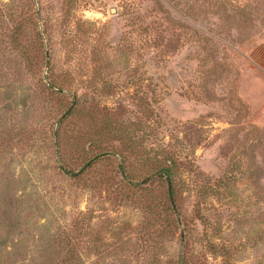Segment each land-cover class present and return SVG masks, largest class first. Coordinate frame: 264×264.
I'll list each match as a JSON object with an SVG mask.
<instances>
[{
    "label": "rangeland",
    "instance_id": "obj_1",
    "mask_svg": "<svg viewBox=\"0 0 264 264\" xmlns=\"http://www.w3.org/2000/svg\"><path fill=\"white\" fill-rule=\"evenodd\" d=\"M262 44L264 0H0V264H264Z\"/></svg>",
    "mask_w": 264,
    "mask_h": 264
},
{
    "label": "trees",
    "instance_id": "obj_2",
    "mask_svg": "<svg viewBox=\"0 0 264 264\" xmlns=\"http://www.w3.org/2000/svg\"><path fill=\"white\" fill-rule=\"evenodd\" d=\"M71 109V108H70ZM70 109L67 111L66 115H70L72 111ZM90 167L89 164L85 165V168ZM69 173V172H68ZM162 179L165 181V183L168 186V199L173 208H175L176 199H175V187H174V176L172 174V171L170 168H164L162 171ZM64 264H73L72 260H69L68 258L64 261Z\"/></svg>",
    "mask_w": 264,
    "mask_h": 264
},
{
    "label": "crops",
    "instance_id": "obj_3",
    "mask_svg": "<svg viewBox=\"0 0 264 264\" xmlns=\"http://www.w3.org/2000/svg\"><path fill=\"white\" fill-rule=\"evenodd\" d=\"M253 60L258 63L264 72V44L260 45L257 52H253Z\"/></svg>",
    "mask_w": 264,
    "mask_h": 264
}]
</instances>
